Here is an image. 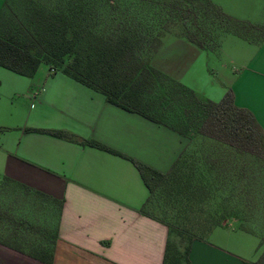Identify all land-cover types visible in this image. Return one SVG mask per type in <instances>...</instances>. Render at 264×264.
Returning <instances> with one entry per match:
<instances>
[{
    "label": "trees",
    "instance_id": "trees-1",
    "mask_svg": "<svg viewBox=\"0 0 264 264\" xmlns=\"http://www.w3.org/2000/svg\"><path fill=\"white\" fill-rule=\"evenodd\" d=\"M8 1L4 0L0 7V66L32 76L40 62H45L52 70L61 69L125 110L162 123L180 135L195 133L264 162V129L248 108L234 102L230 87L219 100L201 98L191 87L151 63L162 30L171 22H180L186 39L204 49L216 48L226 33L258 43L264 39V23L231 15L213 0ZM25 129L129 159L149 191L141 211L167 225L162 264H191L190 243L202 237H196L194 231L185 236L180 226L147 212L146 205L155 204L162 196L189 200L202 194L208 180L200 179L212 171L216 160L196 163V153L183 148L170 168L160 171L97 139L79 137L66 129ZM1 180L55 201L59 216L61 199L8 175ZM56 225L57 221L54 229H42L0 208V243L51 263ZM251 264H264V248Z\"/></svg>",
    "mask_w": 264,
    "mask_h": 264
},
{
    "label": "crops",
    "instance_id": "crops-1",
    "mask_svg": "<svg viewBox=\"0 0 264 264\" xmlns=\"http://www.w3.org/2000/svg\"><path fill=\"white\" fill-rule=\"evenodd\" d=\"M213 1L248 20L264 6V0ZM249 43L254 46L230 88L234 102L248 108L264 129V39ZM34 93L36 105L15 125L10 145L0 146V158L3 175L62 200L54 256L46 263L0 243V264H162L167 225L141 211L149 191L135 165L107 150L25 127L94 138L160 171L184 148L182 135L59 71ZM231 230L230 235L219 225L194 238L191 264H251L257 257L251 233Z\"/></svg>",
    "mask_w": 264,
    "mask_h": 264
},
{
    "label": "rangeland",
    "instance_id": "rangeland-1",
    "mask_svg": "<svg viewBox=\"0 0 264 264\" xmlns=\"http://www.w3.org/2000/svg\"><path fill=\"white\" fill-rule=\"evenodd\" d=\"M1 2L0 7L4 1ZM250 21L264 23V6ZM183 33L180 22H171L162 30L161 42L151 56L152 65L191 87L201 98L219 100L254 45L226 33L216 48L204 49L187 40ZM58 71L66 75L61 69L50 70L45 62H40L32 76L0 66V146L10 145L15 125L25 122L29 110L36 105L33 93L37 96L40 85ZM182 139L185 150L196 153V163L217 161L212 171L200 179L208 180L207 190L189 200L162 196L155 204L148 203L146 211L180 226L185 236L194 231L196 237H205L219 225L230 229V235L233 228L245 230L251 233L258 256L264 248V162L195 133L182 135ZM3 174L0 158V177ZM0 208L24 223L46 230L54 229L58 217L55 201L5 180L0 181Z\"/></svg>",
    "mask_w": 264,
    "mask_h": 264
}]
</instances>
